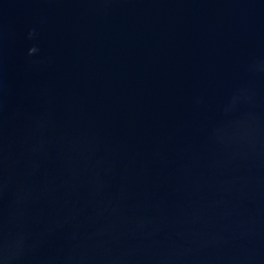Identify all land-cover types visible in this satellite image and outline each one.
<instances>
[{"label":"water","instance_id":"1","mask_svg":"<svg viewBox=\"0 0 264 264\" xmlns=\"http://www.w3.org/2000/svg\"><path fill=\"white\" fill-rule=\"evenodd\" d=\"M0 264H264V0H0Z\"/></svg>","mask_w":264,"mask_h":264}]
</instances>
